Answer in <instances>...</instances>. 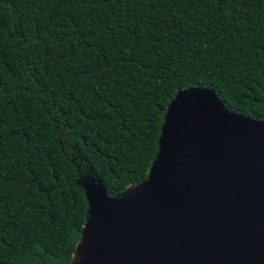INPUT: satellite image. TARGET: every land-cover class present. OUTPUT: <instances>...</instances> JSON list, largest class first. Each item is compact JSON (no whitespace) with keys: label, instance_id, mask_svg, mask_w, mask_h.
I'll return each instance as SVG.
<instances>
[{"label":"trees","instance_id":"16d2710c","mask_svg":"<svg viewBox=\"0 0 264 264\" xmlns=\"http://www.w3.org/2000/svg\"><path fill=\"white\" fill-rule=\"evenodd\" d=\"M189 88L264 120V0H0V264H70Z\"/></svg>","mask_w":264,"mask_h":264},{"label":"water","instance_id":"95a60500","mask_svg":"<svg viewBox=\"0 0 264 264\" xmlns=\"http://www.w3.org/2000/svg\"><path fill=\"white\" fill-rule=\"evenodd\" d=\"M70 264H264V120L178 91L147 179L89 201Z\"/></svg>","mask_w":264,"mask_h":264},{"label":"rangeland","instance_id":"374dc122","mask_svg":"<svg viewBox=\"0 0 264 264\" xmlns=\"http://www.w3.org/2000/svg\"><path fill=\"white\" fill-rule=\"evenodd\" d=\"M74 256V255H73Z\"/></svg>","mask_w":264,"mask_h":264}]
</instances>
